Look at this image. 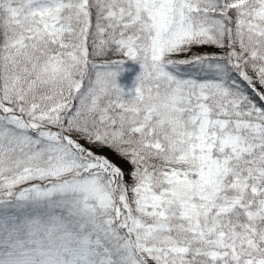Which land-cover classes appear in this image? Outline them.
I'll return each instance as SVG.
<instances>
[{"label": "snow or ice", "instance_id": "obj_1", "mask_svg": "<svg viewBox=\"0 0 264 264\" xmlns=\"http://www.w3.org/2000/svg\"><path fill=\"white\" fill-rule=\"evenodd\" d=\"M0 264H264V0H0Z\"/></svg>", "mask_w": 264, "mask_h": 264}]
</instances>
